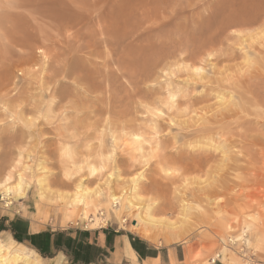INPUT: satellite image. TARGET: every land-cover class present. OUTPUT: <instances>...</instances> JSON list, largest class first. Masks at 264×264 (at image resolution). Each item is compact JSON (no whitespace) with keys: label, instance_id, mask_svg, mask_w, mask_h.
<instances>
[{"label":"rangeland","instance_id":"1","mask_svg":"<svg viewBox=\"0 0 264 264\" xmlns=\"http://www.w3.org/2000/svg\"><path fill=\"white\" fill-rule=\"evenodd\" d=\"M80 2L68 3L74 23L65 30L42 19V0H0V36L6 29L13 39L0 64V183L11 187L12 202L0 188V235L21 220L53 233L134 238L155 258L138 264H244L242 247L250 264H264V245L251 243L258 231L245 229L252 222L264 230V160L252 159L253 142L264 148V107L235 119L252 123L228 126L244 159L226 160L243 154L205 139L210 128L219 131L207 117L221 101H237L244 80L264 78V0H101L89 13L78 12ZM139 174L141 205L155 218L148 238L131 225L136 210L115 216L106 196L109 188L121 195L118 180ZM80 184L103 198L68 205ZM96 214L97 226L86 228L81 217ZM168 222L183 226V241L163 234ZM229 237L238 242L230 247ZM38 255L80 264L69 249ZM90 264L131 263L109 239Z\"/></svg>","mask_w":264,"mask_h":264},{"label":"bare ground","instance_id":"2","mask_svg":"<svg viewBox=\"0 0 264 264\" xmlns=\"http://www.w3.org/2000/svg\"><path fill=\"white\" fill-rule=\"evenodd\" d=\"M43 1L44 0H42V4L43 5H42V8H41V10H42L41 14H42V16L44 18H42V17L41 18L42 19H45V18L50 19L49 22H47V20H44V21H46L49 24V23H51L50 21L52 20V22L54 21V22H56V24L58 23L64 29L65 28L67 29V27L70 28L72 26V24L74 23V19H73V17H74L73 14L74 13L71 12V8H70V10H68L67 5H68V3H69V5H71L70 3L71 2L73 3V0H47L48 2H43ZM78 1H80V0H78ZM100 2H101V0H91L90 2H89V0H82V2H80L79 5L77 4L78 8L80 9V11H78V12L89 13V12H91V8H97V5ZM74 3H75V1H74ZM77 3H79V2H77ZM97 11H98V9H97ZM260 12L264 13V10H262ZM100 13H97V14L100 15ZM77 15H79V13ZM39 16H41V15H39ZM231 18H233V17H231ZM234 19H235V17H234ZM251 20H253V19H251ZM251 20H250V22H251ZM240 23H242V21ZM245 24H246V22H245ZM53 25L55 26V23ZM59 30H61V29H59ZM1 31H2V34L0 36V64H2L6 60V53H7L6 46H7L8 42H10V40H11V36L8 33V31H6V29H2ZM11 41H13V39ZM254 60H256V62H257L258 58L257 59L254 58ZM260 60H261V62H264V61H262L261 58H260ZM252 61H253V59H252ZM255 64L257 65L258 63L253 62L252 66L253 67L256 66ZM260 64L258 66H260ZM261 66H262V64H261ZM249 67L251 68V66L248 65V68ZM256 68H257V66H256ZM261 69H263V68L262 67L261 68L258 67V69H256V70H258L260 73H262ZM256 70H254V72ZM252 71L253 70L251 68V72ZM245 72H247V70ZM248 72L246 74H248ZM246 74L244 73V76H246ZM250 74H251V76L249 75L250 76L249 78H252V76H253V79H254V75L255 74L254 75H253V73H250ZM256 75H257V71H256ZM259 76H261V75H259ZM262 76H264V72L262 73ZM246 77L248 79V76H246ZM238 80H239V78H238ZM233 81H235V83H237L236 82L237 79L233 80ZM233 81H232V83H234ZM241 81H242V79H241ZM251 81L252 80H249V81L248 80H244L242 82V87L244 89L243 90L244 93L240 94L239 99L237 101H235L233 95L229 96L228 100L221 101L220 107H222V109L219 110L218 113L216 112V115L214 114V116H213L211 114L213 116V117L211 116L212 117L211 119L209 117H207L209 119L210 124L215 125L219 129V131H217V130L212 131V129L210 128L209 129V133L210 134L207 135V137H205V139H207L209 141H212L213 147H215V149H220L223 153H227L231 149L230 154H232V153L235 152L234 148L237 147L238 155L243 154V155H240L241 157L236 155L234 158L231 155V157L229 156L228 158H226V160H234V161H238L239 160L240 161L242 158L244 159V157H246V154H244V147L240 146L238 148V146H239L238 144H240L241 142H239L238 144L235 143L236 146L233 144L236 141L232 142V140L230 138L231 135L228 132V130H229L228 126L232 125L233 122L236 121L235 119L239 116V114L248 113L251 110V108L258 109V107L259 108L260 107L261 108L264 107V78H261V81L259 83L257 82V84L251 83ZM232 83H230L229 86ZM258 84H260V85L257 86ZM235 86L233 88L234 90H235ZM239 86H238V88H239ZM259 87L261 88L262 93L259 92L260 91ZM240 88H241V86H240ZM233 89L231 87V91ZM236 92L237 91L235 90L234 93H236ZM219 99L222 100L223 97L221 96ZM250 122L252 123V121H250V120L249 121L248 120H244V121H241L239 123L235 122V124H236V126L243 127L246 123H250ZM197 126H199V125H197ZM215 126L213 128H216ZM203 128H205V127H203ZM227 132H228V134L230 136H228ZM251 140L254 141L256 139H251ZM252 145L255 147V150H254V152L252 154L254 156L252 158L254 163L258 164L259 162H263V160H264V148L260 147L255 142H253ZM232 151H234V152H232ZM236 153L237 152H235V154ZM260 167H262V166H260ZM110 176H112V175L110 174ZM140 177H141V174H139L138 176H132L127 182L118 180L119 184L118 183L117 184L121 187V192H122L121 195H116V194L112 193L110 191V188H109V192H108V194H106V196L111 200V206L113 207L112 212L114 213L115 216L118 215L120 210L126 212V211H130L132 208H134V210H136L135 211L136 213H134V216H133L132 221H131V223H132L131 225H132V227L134 229H137V232H138L139 235H142L145 238H148L149 237L148 234H150V233L152 234V232L150 231V233H147V230L151 229L150 228L151 227L150 224H153L151 222H153L155 220V218H153L152 215H151V211H150L151 210L150 209L151 205L150 204L141 205L144 200L141 198V196H140V194L138 192L139 191V180L141 179ZM3 182L0 183V188L3 189L2 193H4L2 199L5 198V199L9 200L11 187L8 186L7 184H5V182L4 183ZM125 186H127V189L125 188ZM14 188H15L14 189L15 192H17L19 195H23V193L21 192V184H16V186ZM227 190H229L231 192H234L235 193V197H236L240 193V191L242 189L241 188H235V187H232V186H228ZM241 193H242V191H241ZM101 196H102V193H101L100 189L97 188V189L92 190V189H88L85 186L80 184V185L77 186V190L72 195V200H71V202H68V205H71V203H73V204H76V203L83 204L84 206L95 205V204H97V201H99L100 198H103ZM233 199H234V197H233ZM115 200H119L120 201L121 206H122L121 209L120 208H116L117 207L116 206L117 205V201H115ZM211 202H213V201H211ZM9 203H12V202L9 200L8 204ZM207 203H208V200H207ZM214 204H216V203H214ZM185 205L188 206L187 202H186ZM184 208H185V206H184ZM202 215L205 216V214H202ZM204 216H203V218L206 220V218H205L206 216L205 217ZM203 218H201V219H203ZM219 218H221V217H219ZM250 218H252V217L250 216ZM81 220L84 222V225L86 226V228H88V226H90V225H94L96 227L97 226L96 224H98L99 216L97 214L96 215L83 216V217H81ZM201 222H203V221H201ZM207 223H209V221H207ZM167 224H168L167 226L163 225L165 227V229L162 231L163 234L165 236H170V237H173L175 239H177V238L179 239L180 238V240L183 241L184 238L181 239V236H183L184 233H185L182 230L183 226L182 225H178L177 226V225H175L173 223L169 224V222ZM188 224H186V226H188ZM246 224H248V226H246L245 229L248 228L249 225L250 226L253 225L255 227V229L258 231L256 233L254 241L252 240V242H251L252 245H254V247H256L258 249L262 248L263 245H264V230L261 229V228H263V227L257 226V225H255V223H252V222L251 223L248 222ZM184 225H185V223H184ZM148 226H150V227H148ZM190 226L191 225H189V227ZM91 228H93V227H91ZM184 228H185V226H184ZM238 236H239V234L237 235L236 239L240 238ZM231 241H233V239H231ZM248 243H249V240H248ZM239 252H240V250L237 253H239ZM226 254H227V252H226ZM219 256H220V253H216L215 256L212 259H215V258L218 259ZM0 264H42V263H41L40 258L38 257V255L34 251L27 249L25 246H23L21 244H16L13 248H10V246H6V242L5 241L0 239Z\"/></svg>","mask_w":264,"mask_h":264},{"label":"crops","instance_id":"3","mask_svg":"<svg viewBox=\"0 0 264 264\" xmlns=\"http://www.w3.org/2000/svg\"><path fill=\"white\" fill-rule=\"evenodd\" d=\"M10 232L11 235H17L19 239L31 248L15 240L10 234H6L5 236L0 235V239L8 244H21L27 249L34 251L37 255L38 253L47 255L53 252L55 253L56 251H68L69 249L72 253L71 257L73 260L80 264H90L96 261L101 256L104 248H106V243H108L109 239L112 240L113 248H115L116 252L122 254V257L131 264H138V258L148 262L155 259L151 254L153 247L144 246L142 250L135 242V239L132 238L134 248L131 240L126 236H124L123 240H119V235L111 234L110 232H78L67 229L53 233L47 230H40L39 226L30 223L26 224L21 220L15 221L11 225ZM137 241L141 242L139 239ZM38 257L42 264H58L57 259H49V263H47L44 262V258L39 255Z\"/></svg>","mask_w":264,"mask_h":264},{"label":"built area","instance_id":"4","mask_svg":"<svg viewBox=\"0 0 264 264\" xmlns=\"http://www.w3.org/2000/svg\"><path fill=\"white\" fill-rule=\"evenodd\" d=\"M231 237H233V236H231ZM231 237H229V238H231ZM229 238H228V239H229ZM233 238H234V237H233ZM228 242H229L228 244H229L230 247H231L232 245H235L238 241H237V240H233V241H231V239H229ZM243 248H244V247L241 248L240 253H242V254H241V257L244 258V261H245L244 264H250V258L247 257L246 254H244V252H243ZM216 260H217L216 258H215V259H212V258H211V259H210V262H211V263H215Z\"/></svg>","mask_w":264,"mask_h":264},{"label":"trees","instance_id":"5","mask_svg":"<svg viewBox=\"0 0 264 264\" xmlns=\"http://www.w3.org/2000/svg\"><path fill=\"white\" fill-rule=\"evenodd\" d=\"M132 246L135 248V246L133 245V243H132Z\"/></svg>","mask_w":264,"mask_h":264}]
</instances>
